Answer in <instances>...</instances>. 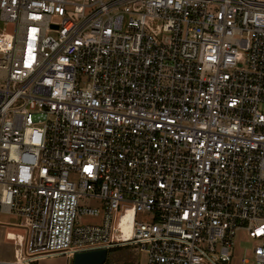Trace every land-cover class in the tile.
<instances>
[{
	"label": "built area",
	"instance_id": "obj_1",
	"mask_svg": "<svg viewBox=\"0 0 264 264\" xmlns=\"http://www.w3.org/2000/svg\"><path fill=\"white\" fill-rule=\"evenodd\" d=\"M0 22V214L25 233L0 264H264V0H0Z\"/></svg>",
	"mask_w": 264,
	"mask_h": 264
},
{
	"label": "rangeland",
	"instance_id": "obj_2",
	"mask_svg": "<svg viewBox=\"0 0 264 264\" xmlns=\"http://www.w3.org/2000/svg\"><path fill=\"white\" fill-rule=\"evenodd\" d=\"M13 29L11 23L3 25L0 22V32L4 31L10 33ZM79 204L87 207H96L100 210L99 216H82L77 219V225H95L101 223V202L95 198L91 197H82L79 200ZM150 215L146 213L137 212L135 215L136 221H148ZM20 221L19 217H16L11 214H0V222L3 223L0 226V245L1 251L10 256V259L13 255V245L11 241L5 240V232H12L24 235V231L21 227L18 226ZM235 243V255L241 256L242 254H249L252 248V240L249 239L243 231H237L234 236ZM64 257H52L48 259H43L40 261H35L33 263L37 264H63ZM108 264H146L147 254L145 252H137L133 246H118L113 249L107 250V259Z\"/></svg>",
	"mask_w": 264,
	"mask_h": 264
},
{
	"label": "water",
	"instance_id": "obj_3",
	"mask_svg": "<svg viewBox=\"0 0 264 264\" xmlns=\"http://www.w3.org/2000/svg\"><path fill=\"white\" fill-rule=\"evenodd\" d=\"M106 254V249L79 252L73 256L71 264H103Z\"/></svg>",
	"mask_w": 264,
	"mask_h": 264
},
{
	"label": "bare ground",
	"instance_id": "obj_4",
	"mask_svg": "<svg viewBox=\"0 0 264 264\" xmlns=\"http://www.w3.org/2000/svg\"><path fill=\"white\" fill-rule=\"evenodd\" d=\"M130 213L131 212H127L126 216H124L122 219H121V223H120V226H121V229L123 231V234L124 236L128 237L130 236V224H128L126 222V220L129 218L130 216ZM10 236H13L12 235V232H9Z\"/></svg>",
	"mask_w": 264,
	"mask_h": 264
},
{
	"label": "crops",
	"instance_id": "obj_5",
	"mask_svg": "<svg viewBox=\"0 0 264 264\" xmlns=\"http://www.w3.org/2000/svg\"><path fill=\"white\" fill-rule=\"evenodd\" d=\"M0 248H1V245H0ZM0 259H2V260H9V259H10V256L4 254V253L1 251V249H0ZM66 262H67V259L64 260L63 264H65Z\"/></svg>",
	"mask_w": 264,
	"mask_h": 264
},
{
	"label": "trees",
	"instance_id": "obj_6",
	"mask_svg": "<svg viewBox=\"0 0 264 264\" xmlns=\"http://www.w3.org/2000/svg\"><path fill=\"white\" fill-rule=\"evenodd\" d=\"M106 263H107V261L104 264H106Z\"/></svg>",
	"mask_w": 264,
	"mask_h": 264
}]
</instances>
